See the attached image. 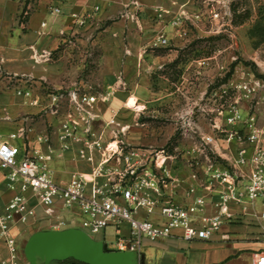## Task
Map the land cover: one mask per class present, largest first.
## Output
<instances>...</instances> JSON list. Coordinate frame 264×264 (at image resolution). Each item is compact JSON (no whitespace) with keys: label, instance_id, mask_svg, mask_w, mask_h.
<instances>
[{"label":"rangeland","instance_id":"374dc122","mask_svg":"<svg viewBox=\"0 0 264 264\" xmlns=\"http://www.w3.org/2000/svg\"><path fill=\"white\" fill-rule=\"evenodd\" d=\"M161 1L167 7L163 4V8H150L155 16L154 19L148 17L147 12L148 19L143 24L145 34L136 24L143 37V44L136 53L130 54L125 50L129 43H133V38L127 39L121 33L116 39V47L122 52L111 51L108 59L100 62L101 50L97 47L105 41L98 32L108 26L107 22L87 35H70L61 42V51L68 50L67 79L72 81L66 87L57 89L41 81L34 83L33 80H39L43 74L42 68L35 71L33 79L27 76V69L12 72L0 60V110L3 107L18 109L16 112L12 109V114L3 111L0 115L3 130L0 129V133H13L14 124L20 121L23 126L28 123L39 132L44 130L47 141H53L55 137L57 139L60 123L75 111L65 100L59 105L57 114L48 113L46 97L58 90H75L94 97L95 103L91 108L83 106L93 137L99 138L104 147L110 144L112 148L117 145L125 149H143L151 155L163 151L175 157V161L168 164L173 175L169 190L174 199L179 198V203L185 202L191 171L195 169L197 175L203 173L206 165L204 156H208L211 162L224 164L228 163L225 159H233L237 143L227 145L214 141V147L202 149L200 140L204 135L217 140L213 126L225 129L224 119L229 106L233 105L239 115L234 129L247 132L249 125H253L259 131V145L264 150V43L253 49L247 36L258 16L264 13V0ZM157 9L168 11L162 21L156 18ZM139 13L137 8L131 16L138 17ZM178 16H184L182 23L177 27L171 26L170 20ZM26 18L27 14L19 19L23 26ZM242 19L244 22L239 25ZM159 35L166 39L165 44L158 41ZM91 43L97 44L90 46ZM58 51L51 53L52 61L58 59ZM32 60L43 63V59ZM19 62L25 64L19 58L13 64L16 66ZM76 62L79 71L74 68ZM81 65L84 66L81 68ZM223 79L226 80L221 83ZM243 84L252 86L254 91L243 94L238 90ZM21 90L30 92V97L17 96L16 92ZM222 91L225 92L222 94ZM31 102L35 103L32 105ZM71 118L78 123L81 132L83 127H87L78 115ZM74 160L72 155L70 162ZM1 196L0 192V211L4 212L2 204L8 197ZM30 205L36 212L35 216L23 224L15 222L9 228V234L18 247L20 264H27L23 248L29 236L50 230L57 222V210L46 209L36 202ZM236 221L226 222L229 227L221 228L216 235H237L252 228V242L260 247L254 220L249 216H239ZM97 236L93 238L97 239ZM16 237L17 240L21 237L18 243ZM114 240L109 236L105 239L108 249H113ZM164 246L162 241L149 243L143 240L139 251L141 264H177L186 259V264H214V260L220 257L214 248L192 246L191 243L178 245L175 251ZM192 258L197 260L192 261Z\"/></svg>","mask_w":264,"mask_h":264},{"label":"built area","instance_id":"2783aa9c","mask_svg":"<svg viewBox=\"0 0 264 264\" xmlns=\"http://www.w3.org/2000/svg\"><path fill=\"white\" fill-rule=\"evenodd\" d=\"M130 5L138 8L136 0H130ZM97 10V7L93 8V12ZM53 12L59 11L55 8ZM155 13L156 18L162 21L168 11L157 9ZM72 16L78 27H83L90 19L88 14ZM183 18L174 17L169 24L177 27ZM158 41L166 43L162 35ZM238 88L243 94L254 91L246 84ZM16 95L29 98L30 92L21 90ZM65 100L75 112L68 114L59 125V149L65 152L76 146L75 157L87 163L89 170L73 175L65 182H57L50 166L52 152L46 138L38 139V142L46 144L43 152L39 148L20 151L10 142L17 137L15 134L9 135L7 140L0 137V171L8 191L12 193L0 214V236L7 252L6 259L0 260V264H20L9 225L15 222L23 224L31 218L34 214L32 202L50 210L77 211V229L88 237L97 241L93 237L110 228L116 241L115 248L110 250L134 251L138 255L143 240L177 237L185 242H207L226 222L232 223L239 216H249L258 228L263 246V250L255 255L253 264H264V150L259 145V131L253 125H249L247 132L234 129L239 115L233 105L229 106L224 119L225 129L213 126L217 140L208 135L200 138L202 149L214 147V141L227 145L237 143L233 159H225L228 163L224 164L211 162L208 156H204L206 165L203 173L197 175L195 169L191 171V183L184 195L187 202L179 203L169 190L173 175L168 164H172L175 157L163 151L151 155L143 149H125L117 145L112 148L110 144L104 147L99 138L93 137L84 115L83 106L91 108L95 103L94 97L75 90H58L46 97L47 112L57 114L59 105ZM34 103L31 102L32 105ZM72 115H78L85 122L87 127H83L82 132ZM18 134L21 136L22 130ZM194 164L196 167V162ZM121 224L128 227L126 236L121 235ZM71 226V222L57 219L50 230L60 231L73 228Z\"/></svg>","mask_w":264,"mask_h":264},{"label":"crops","instance_id":"0c3cea01","mask_svg":"<svg viewBox=\"0 0 264 264\" xmlns=\"http://www.w3.org/2000/svg\"><path fill=\"white\" fill-rule=\"evenodd\" d=\"M136 1L140 13L138 14V17L136 16L135 18H132L131 14L136 12L137 8L130 5V0H0V60L3 61L5 68H8L12 72H21L22 69H27V76L33 77V79H35V71L42 68L43 74L39 77V80L32 79L34 83H36V81H41L45 84H51L57 89L62 86L66 87L68 82H72L67 79L69 66L67 65L66 56L68 50L64 49L61 51L59 46L61 45V42H65L66 38L70 35H87V33L91 32L94 28L107 22L108 26L98 32V36H101L102 40L105 41V44L101 43L97 47L101 50V56L99 58L100 62L106 61L111 51L116 53L122 52V49L118 50L119 48L116 47V39L121 33L122 35L124 34L127 39L131 40V38H133V40H131L133 43H129L125 47V50L130 54L139 51L140 46L143 44V37H141L140 33L137 31L136 24L139 29H142L141 31H143V34H145L146 32L143 30V24L146 23L145 21H147L148 17L154 19L155 16V14L150 12V8L153 6L163 8V4L166 6V3H163L161 0ZM94 7L98 8L96 12H93ZM55 8L58 9V13L53 12ZM147 12L150 15L148 17ZM25 14H27V18L25 26H23L19 22V19L21 15ZM85 14H88L90 19L83 27H78L74 23L75 18L72 15L82 16ZM115 18L118 20L115 21ZM157 26L158 25H156V27ZM96 44L97 43H91L90 46H95ZM56 50H59L58 59L52 61L50 55ZM25 54H27L26 58ZM43 56L44 58H41ZM18 58L22 59L25 64L19 62V64L15 66L16 63L13 64V62ZM32 59H43L41 61L43 63H35ZM83 66L84 65H81L80 67L82 68ZM74 68L76 71L80 70V68L77 67V62L74 65ZM12 109L13 108L10 109L3 107L0 110V115L3 114V111L7 114H12ZM13 110L16 112L18 109L15 108ZM33 110L36 111L35 108ZM0 129L3 130L2 127H0ZM13 130L14 132L16 131V133L11 132L7 135L0 133V137L7 140L9 134L17 135V137L10 142L18 146L20 151L23 150V148H39L43 152L46 151V144L38 142V139L48 138L44 130L39 132L34 125L28 123L23 126V123L20 121L14 124ZM20 130H22L21 136L18 134ZM57 133L58 129L56 134ZM48 142L51 144H48V146L50 145L49 147L52 149V153L50 154V166L53 170L55 181L63 182L69 179L67 174L75 175L89 170V165L79 161L76 157L73 161L74 163L70 162L71 156H75L76 146L72 147V150L70 151L62 152L57 150L59 144L56 137L53 141L50 140ZM0 192L2 194L1 197H8V200L3 203L4 205L2 204L4 208L11 198L12 193L8 191L6 181L1 171ZM176 200H179V198H176ZM185 202L187 201L185 200ZM55 210H57L58 214L56 219L62 220L66 223L71 222V227L78 228L79 218L77 217V211L68 212L59 208H56ZM238 211L234 210V212ZM1 213H3V211H0V214ZM35 213L34 210V214L31 218L35 216ZM234 222L237 223L238 221L235 220ZM12 224L9 225V228H11ZM224 227L227 228L229 226L223 225L221 228ZM119 229L122 236L128 234L127 225L121 224ZM251 230L252 228L246 229L237 235L221 233L215 235L207 242H185L177 237L158 239L155 241H144L149 243L162 241L165 243L164 248L171 251L177 250L178 245L181 246L182 244L183 246H187L188 243H191L192 246L196 245L198 247L205 246L214 248L218 250V254H220V257L214 260V264H253L255 261V255L263 250V246L260 245L259 247L252 242L254 239H252L253 237L251 235L254 232L252 233ZM108 236L115 239L113 230L110 228L100 233L95 240L106 243L105 239L108 238ZM18 238L19 239L17 240L16 237V243L21 239V237ZM112 244H110L112 245V248H115L116 241L114 240ZM16 248L18 254V247ZM138 256L141 264L142 257L140 254ZM6 257L7 252L3 239L0 237V260L6 259ZM191 260L194 261L197 259L192 258ZM186 262L187 259L186 261H179L177 264H186Z\"/></svg>","mask_w":264,"mask_h":264},{"label":"water","instance_id":"95a60500","mask_svg":"<svg viewBox=\"0 0 264 264\" xmlns=\"http://www.w3.org/2000/svg\"><path fill=\"white\" fill-rule=\"evenodd\" d=\"M23 256L27 264H140L137 252H113L77 228L31 234Z\"/></svg>","mask_w":264,"mask_h":264},{"label":"trees","instance_id":"16d2710c","mask_svg":"<svg viewBox=\"0 0 264 264\" xmlns=\"http://www.w3.org/2000/svg\"><path fill=\"white\" fill-rule=\"evenodd\" d=\"M244 20H240L238 24H242ZM248 39L251 41V46L253 49L257 48L260 44L264 43V13L258 16V19L253 24V26L247 32ZM229 76V75H227ZM223 79L221 83L225 82Z\"/></svg>","mask_w":264,"mask_h":264},{"label":"bare ground","instance_id":"6f19581e","mask_svg":"<svg viewBox=\"0 0 264 264\" xmlns=\"http://www.w3.org/2000/svg\"><path fill=\"white\" fill-rule=\"evenodd\" d=\"M131 102V101H130ZM129 108H131V107H129Z\"/></svg>","mask_w":264,"mask_h":264}]
</instances>
